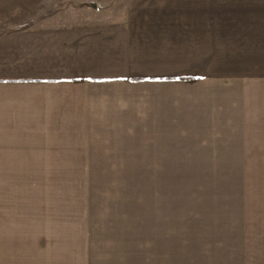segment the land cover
I'll return each instance as SVG.
<instances>
[{"label": "crops", "instance_id": "0c3cea01", "mask_svg": "<svg viewBox=\"0 0 264 264\" xmlns=\"http://www.w3.org/2000/svg\"><path fill=\"white\" fill-rule=\"evenodd\" d=\"M181 88L264 126V0H0V264H59L17 254L16 173L118 172L128 142L190 139Z\"/></svg>", "mask_w": 264, "mask_h": 264}, {"label": "rangeland", "instance_id": "374dc122", "mask_svg": "<svg viewBox=\"0 0 264 264\" xmlns=\"http://www.w3.org/2000/svg\"><path fill=\"white\" fill-rule=\"evenodd\" d=\"M174 92L177 119L199 125L190 139L128 142L118 172L15 174L17 254L59 264H264V126L246 132L242 109L217 117Z\"/></svg>", "mask_w": 264, "mask_h": 264}]
</instances>
